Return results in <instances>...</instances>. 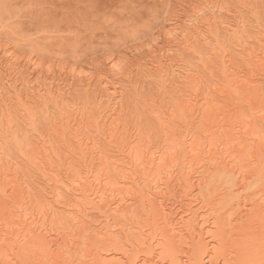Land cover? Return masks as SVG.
<instances>
[{
	"label": "bare ground",
	"instance_id": "1",
	"mask_svg": "<svg viewBox=\"0 0 264 264\" xmlns=\"http://www.w3.org/2000/svg\"><path fill=\"white\" fill-rule=\"evenodd\" d=\"M205 17L203 25L199 23L208 29ZM200 19L196 17L194 23ZM231 27L243 67L235 66L236 57L228 50L218 54L212 49L222 80L203 85H208L206 89L194 70L178 74L167 56L156 59L155 72L161 73L163 90L177 96L172 111L153 110L156 136L144 133L140 126L123 128L122 101H118L122 88L107 82V76L102 81L109 83L105 85L110 98L107 112L95 111L101 119L93 114L84 122L78 117L79 108L76 112L71 107L59 119L48 118L49 128L41 131L36 123L38 111H34L37 102L33 105L31 100L36 95L29 93L30 98L17 89L11 93L9 86V97L1 92L2 75L6 81L19 57L0 45V94L5 97L0 109V264H264V91L259 84L264 40L260 36V47H251L242 40L245 36L236 37L237 27ZM174 31H168L170 38L165 33L164 40L190 49L196 38L190 39L188 31ZM206 35L205 41L210 34L208 39ZM153 50L146 51L154 55ZM211 60L206 68L213 70L216 63ZM27 62L39 72L43 68L38 60ZM109 64L113 76L124 74L115 59ZM50 67L46 70L53 71ZM78 70L71 68L68 73L89 84V75ZM44 85L35 88L41 101L48 93ZM48 91L53 92L49 87ZM58 94L64 95L61 90ZM17 119L28 128L24 135L16 128ZM84 123H89L88 130ZM8 134L25 157L28 171L40 174L38 184L8 157L3 147V142L10 144Z\"/></svg>",
	"mask_w": 264,
	"mask_h": 264
},
{
	"label": "rangeland",
	"instance_id": "2",
	"mask_svg": "<svg viewBox=\"0 0 264 264\" xmlns=\"http://www.w3.org/2000/svg\"><path fill=\"white\" fill-rule=\"evenodd\" d=\"M243 4H245L244 7L242 6ZM213 5H215L214 6L215 9H213L214 8ZM221 6H223L224 9H222ZM207 7L211 9H208ZM216 8L218 10H216ZM200 9L204 15L198 13ZM209 10H211L212 12ZM213 13L214 16L212 15ZM200 16L202 17V20L201 19L198 21L196 20V23H194L196 17L198 19L200 18ZM211 16H213L212 22L215 20L216 23L219 22L222 23L224 22V23L223 24L219 23L216 25V23L214 22L213 25V23L211 22L210 23L211 26H210L208 24L209 22L208 20L209 19L211 20ZM203 17H205L206 24L205 23L204 24L206 25V27H208V29L201 27L203 25V20H204ZM191 21L193 23H191L190 26H192L193 28L189 26V23ZM199 21H202L200 22L202 23L201 26ZM197 22L199 23V25ZM227 23L228 25H225ZM229 24L231 26L235 25L237 27L236 31H237V35H239L236 36L237 38H239L240 36H243L244 38L245 36L244 39L242 38L241 39L246 41L249 44V46L260 47L259 37L261 36L262 38L261 37L260 38L264 40L263 37L264 0H0V45L1 46L3 45L4 47L8 48L7 50L11 51L12 54L14 53L15 56L19 57L18 64L14 65L9 70V72H7V74L9 73L10 75L9 74L7 75L9 77L6 78V81L4 75H2L3 78L2 77L1 78L4 79V81L7 84L1 79V82L3 83L1 82L0 83L2 84V86L4 84L3 87L1 86L2 87L1 89L4 91H2L1 89L0 90L3 93V95H5V97H9L10 96L9 92L12 93L14 89L15 90L17 89L16 91L19 90L21 93L23 91L24 94L27 93L26 95L30 96V98H32L31 95L33 97L36 95L37 97L36 96L35 97L38 99V101H36L35 97L34 99L33 98L31 99L33 105L34 103L36 104L37 102L36 105L38 106V107L36 105L34 106L37 108V110H35L36 108L34 109L35 113L38 111L36 115V117L37 116L38 117L36 119H38V121L40 120L39 123L38 121L36 123L38 124L37 127L41 131L42 130L45 131L46 129L49 128V125H47L49 124L48 118L59 119L60 116L64 114V112L66 113L68 111H71L70 109L72 108H73L72 110L75 109V111L77 110V108H79V110L77 111H78V115H80L81 118L80 116L78 117L79 119H82V121L84 122L86 120H87L86 122H89L88 119L90 115L93 114H96L95 118H98L97 116H99L100 114L97 115L98 114L97 112L101 113V110L103 112L102 114H104V112H107V108H106L108 105L107 101L110 98L108 95L109 92L105 91V89L108 88L105 85L108 86L109 83L111 82L116 86L118 87L120 86L122 88L121 89L122 95H120L122 96V98L119 97L118 98L119 100L118 99L117 100L119 102L122 101L121 110L123 113H121L122 118L120 117L121 119L120 123L124 124L123 128L126 129L128 128L127 130H129L130 128L132 130L135 126L137 127L140 126L141 128L140 127L139 128L143 130L144 133L149 132V134L156 136V133L158 132V128H157L158 126L154 114L152 116L153 110H157L161 112H163L162 109L164 110V112H166L165 110H167V112L172 111L174 108L173 102H175L176 100V98L173 97H177L171 95L169 93V90H167L168 92L163 90L162 88L163 85H161L163 83L161 82L162 78H159L161 77L160 76L161 73L158 71L155 72L157 65L156 63L161 59H163L164 56H167L168 58L167 57L166 58L169 62V65L172 68L174 67V70H176L177 67L176 72L178 74L179 73L182 74L183 71L185 70L187 71L189 69H190L189 72L192 73L193 72L192 70H194V72H196L194 74H198L197 76H199L202 79L201 81L203 82L202 84V87H204L203 89H206V86L210 85L209 83H213V81L216 82L217 80L218 81L222 80L221 73L217 72V70L220 71L217 68L219 67L218 64L219 61L217 60H216L217 62L215 60L213 61V59H216L215 57L213 58L214 55L211 54V53L215 54L213 50H217V52L216 51L215 52L218 54L220 53V51L223 52V49H225V51L228 50L229 53L231 52V54H233V58L236 57V60H233L235 66L243 67L242 65L243 63L240 62L239 60L240 57L238 56V50L235 49L237 47H235L236 45L233 42V38L231 40L232 34L230 33H233L234 29H232V31L229 30V28L231 27V26L229 27ZM194 25L195 27L200 26V28L196 27L197 32L199 33L195 32L196 30L193 32L195 28ZM242 25L245 26V27L243 26L244 31L243 29H241ZM233 26L231 28H235ZM188 27L190 28V30ZM238 28H240L242 33ZM172 29L173 31L174 30L183 31L186 34L189 32L187 35L190 37V39L193 38L192 40L196 38L195 39L196 42L191 41L193 42L192 45L193 48L191 47L190 49L189 48L187 49L184 47H179L175 45L170 39L164 40L170 38L168 36L169 33L168 31H171ZM203 29L205 31H203ZM207 30L208 32H206ZM209 30L211 32H209ZM212 30L214 31L213 33ZM227 30L230 36H228L229 34L228 32H226ZM215 32L217 33L215 34ZM165 33L168 36L167 38ZM208 33L210 34V36ZM192 34L193 37L191 36ZM162 35L163 37L164 36L165 37L163 38ZM203 35H206L207 39L209 36V39L206 40L208 42H206L203 39ZM256 38L258 39V42ZM213 39H215V41H217L218 39L217 42L219 43L221 42L222 44L221 43L217 44V42H215ZM149 45H150V49H149ZM151 45H153V47ZM144 46H147L148 48ZM152 48H154L153 50L154 55L153 54L150 55V52L149 53L147 52L149 50H152ZM155 49L161 51L158 52V50L155 51ZM210 49L211 50L213 49L212 50L213 52ZM230 49L231 51H229ZM262 49L264 54V46L262 47ZM190 50L194 53L190 52ZM203 55L209 58L206 59V57H204ZM1 57L3 58L2 54L0 58ZM112 58L121 64L124 70L123 71L124 74L122 76H113V74L110 73L111 68L109 63H110V59ZM156 59L157 60L160 59V60L157 61ZM27 60L28 61L33 60V62H36L38 60V63L44 65V66L42 65L43 68H39L43 72L41 70L39 72L38 69L32 67L33 66L32 63L27 62ZM207 60L213 61V64L214 62L216 63V65L214 64L215 65L214 67L217 66L215 68L216 71L214 70V67H212L214 72L211 68L210 69L206 68ZM240 63L241 65H239ZM49 64H51L53 71H48L50 67ZM7 66L10 67V63H7ZM153 66H155V68H153ZM76 67L77 70L79 69L80 71L86 72L87 75H89V77L91 78L89 84H87L86 82L82 83V81H79L78 78L72 77V75L68 73L71 68H76ZM17 68H19L20 70ZM46 68L48 69L46 70ZM62 68H65L67 70L63 69L61 71L60 69ZM33 70L35 71L33 72ZM58 71L59 73L60 72L61 73L59 74ZM152 73L154 74L152 75ZM68 74H70L71 76ZM210 74L212 75V77ZM106 76L108 79L106 78ZM38 79L41 81H39ZM105 79H107V82H109L108 84L103 83L106 81ZM259 81H262L259 82V84L264 91V73L260 74ZM11 83L12 85H10ZM56 83L58 85H56ZM78 84H81V86ZM205 84L208 85L203 86ZM27 85H29L30 87L28 88ZM41 85H44L45 87L44 89H47L48 93H49L48 87L50 92L51 90L53 91L49 93V95L48 93L45 94V96L48 95V100L46 101L44 100L46 99L45 96L44 99L42 98L41 101L40 100L41 95H39L37 92L39 89L38 86ZM8 86L12 89V90L10 89L9 92L7 91L9 89ZM60 90L61 93H64V95L61 94L63 96L62 98L58 97L59 95L58 92H60ZM66 90L69 92H67ZM54 92L57 93V94L55 93L56 95L54 94V98L56 96V99L52 97L53 96L52 93ZM65 93L66 96H68L67 98L65 97ZM3 95L0 94V109L2 107L1 105L3 104L1 102H3V98H5L3 97ZM165 95H168L170 97ZM49 97L51 98L49 99ZM217 98L220 97L218 96ZM59 99H61L62 101ZM12 102L10 103L12 104ZM41 102L44 104H42ZM65 102L66 103L69 102L67 103L68 105ZM108 102L110 103V100ZM53 103H57V104H53ZM154 103L155 106L153 105ZM14 104L15 102L12 104V106ZM169 106L172 107L170 108ZM98 107L100 108V110ZM103 108L104 109L106 108V110L103 111ZM168 109L170 110L168 111ZM90 112L92 114H90ZM42 114L44 115V117L42 116ZM85 115L87 116L85 117ZM101 117L102 115H100V119ZM19 121L20 120L17 119L16 121L17 125L19 123L20 124L16 128L18 129V131L20 130L19 134L21 136L23 132L24 133L27 132L26 130L28 128L25 127L22 121L20 122ZM84 124H85L84 127L86 126L84 129H87L89 123L87 124L84 123ZM22 126H24V128ZM7 136H8L7 139H9L7 140V143L10 144H6V142H3V147L5 148L8 157L14 161L13 163L18 162L17 168L18 169L20 168L19 169L20 172H23V174L28 173L29 171L27 169L28 168L27 161H25L26 159H24L25 157L21 155L20 150L18 152V149L16 148L17 146L16 144H14V141L11 138L12 136L9 134ZM51 138L52 140L54 139L53 140L54 143L55 141L57 142L56 136H52ZM8 141H12V142H8ZM101 144H104V142L101 141ZM21 157L26 163L22 160ZM19 166H21L22 168ZM25 169L27 172H25ZM32 172L34 173L35 171ZM33 173L29 172V174L27 175L30 177L33 176L32 179L29 177L32 180V182L35 179H37L38 182L37 180L35 182H37L36 184H38L39 180H41L40 174L38 172H35L37 173V175ZM36 184L34 183V185Z\"/></svg>",
	"mask_w": 264,
	"mask_h": 264
}]
</instances>
